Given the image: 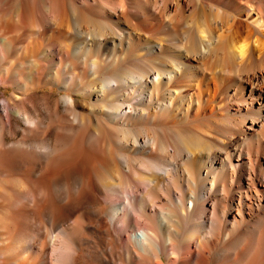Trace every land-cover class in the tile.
Here are the masks:
<instances>
[{
    "label": "bare ground",
    "instance_id": "1",
    "mask_svg": "<svg viewBox=\"0 0 264 264\" xmlns=\"http://www.w3.org/2000/svg\"><path fill=\"white\" fill-rule=\"evenodd\" d=\"M4 14L0 264H264V0Z\"/></svg>",
    "mask_w": 264,
    "mask_h": 264
},
{
    "label": "rangeland",
    "instance_id": "2",
    "mask_svg": "<svg viewBox=\"0 0 264 264\" xmlns=\"http://www.w3.org/2000/svg\"><path fill=\"white\" fill-rule=\"evenodd\" d=\"M33 1L35 3V0H28V2L31 5H34ZM4 15L3 16L1 15V17H0V33H1V29H2V33L0 34L1 35L0 37H3L6 34L4 32H7V30L6 31H3V30H5L6 27H7L6 29L9 30L10 29V26H11V19H9L10 17H8L9 15L8 14H4ZM73 34L75 36V33L74 32H72V35ZM155 37H160V35L159 34H156ZM76 39H77V37H76ZM144 44H145V41L143 40V38L140 39V40L135 39V38H132L131 41L129 42V47L131 49L136 50L137 48L143 47ZM0 59H2V55L1 54H0ZM48 90L49 91H53L55 93H61L62 95L70 94V92L65 91V90H59L58 88H48ZM3 91H4V89L2 87H0V108H1V105H3V103H4ZM5 93L6 94L10 93V90L9 89H6L5 90ZM0 112H2V111H0Z\"/></svg>",
    "mask_w": 264,
    "mask_h": 264
}]
</instances>
